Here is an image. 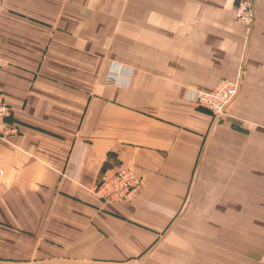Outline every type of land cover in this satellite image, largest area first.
Instances as JSON below:
<instances>
[{"label":"crops","instance_id":"1","mask_svg":"<svg viewBox=\"0 0 264 264\" xmlns=\"http://www.w3.org/2000/svg\"><path fill=\"white\" fill-rule=\"evenodd\" d=\"M235 1L0 0V264H264V0ZM118 166L138 194L101 199Z\"/></svg>","mask_w":264,"mask_h":264},{"label":"built area","instance_id":"2","mask_svg":"<svg viewBox=\"0 0 264 264\" xmlns=\"http://www.w3.org/2000/svg\"><path fill=\"white\" fill-rule=\"evenodd\" d=\"M255 0H238L232 10L233 18L247 27H250L254 18L253 4ZM2 61L0 59V66ZM110 83L117 79V68L109 73ZM239 89V77L237 79H221L216 85L201 93H196L192 98V103L196 107L203 108L211 115L219 117L225 114L231 101L236 97ZM11 109L5 103L0 94V141L10 136L17 135L19 128L11 120ZM0 174L2 171L0 169ZM142 186V179L135 177L129 169L118 166L114 173L108 177H102L97 181L95 188L98 197L113 202H127L132 200Z\"/></svg>","mask_w":264,"mask_h":264},{"label":"rangeland","instance_id":"3","mask_svg":"<svg viewBox=\"0 0 264 264\" xmlns=\"http://www.w3.org/2000/svg\"><path fill=\"white\" fill-rule=\"evenodd\" d=\"M256 1H257V0L254 1V4H253V10H254V5H255V2H256ZM237 2H238V0H236V1L234 2L233 9H234L235 5L237 4ZM233 9H232V10H233ZM232 16H233V15H232ZM253 21H254V18H253ZM252 24H253V22H252Z\"/></svg>","mask_w":264,"mask_h":264},{"label":"trees","instance_id":"4","mask_svg":"<svg viewBox=\"0 0 264 264\" xmlns=\"http://www.w3.org/2000/svg\"><path fill=\"white\" fill-rule=\"evenodd\" d=\"M108 157H112V154H109ZM107 162H105L104 166H106Z\"/></svg>","mask_w":264,"mask_h":264}]
</instances>
